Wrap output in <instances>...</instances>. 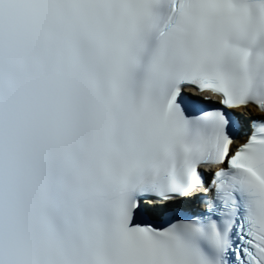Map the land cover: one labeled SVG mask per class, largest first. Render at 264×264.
<instances>
[{
  "label": "snow or ice",
  "instance_id": "1",
  "mask_svg": "<svg viewBox=\"0 0 264 264\" xmlns=\"http://www.w3.org/2000/svg\"><path fill=\"white\" fill-rule=\"evenodd\" d=\"M0 264H264V0H0Z\"/></svg>",
  "mask_w": 264,
  "mask_h": 264
}]
</instances>
